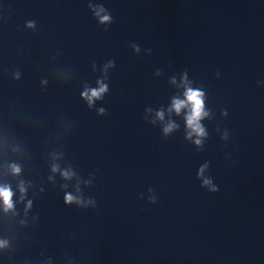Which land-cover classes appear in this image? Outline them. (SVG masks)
I'll return each mask as SVG.
<instances>
[{
	"label": "clouds",
	"instance_id": "obj_1",
	"mask_svg": "<svg viewBox=\"0 0 264 264\" xmlns=\"http://www.w3.org/2000/svg\"><path fill=\"white\" fill-rule=\"evenodd\" d=\"M100 11H103V9H100ZM96 14L99 15V12H97ZM109 19H110L109 16H103V17H101V22H106ZM28 26L33 27L34 25L32 23H29ZM105 91H106V86L101 84L99 89H92L90 91V93L88 91H86L85 93H83V96L85 99H87L89 105H91L93 100L100 98L101 95ZM202 96H203V93L198 91V90L189 89L186 92L187 103L191 104V114L187 117V124H188L189 128H191L192 131L199 136H203L205 133H204V129L200 126L198 121L201 119L202 115H207V113H205L203 111ZM185 103H186L185 101L176 100L174 102L175 111L177 113H179L181 108H183L185 106ZM103 111H104L103 109H100L101 113H103ZM172 127H174V125H169L167 128H165L164 129L165 133L171 131ZM196 143L199 144L200 141L197 140ZM52 170H53V172L57 171V166H53ZM11 171L13 174L18 175L20 173V168L17 165H12ZM62 174L66 178H68L71 175V173L67 172V171H65ZM210 183L211 182L209 180L204 181L205 185H208ZM211 190L216 191L217 189L215 187H213ZM20 191L22 194L25 192V188L23 187V185H21ZM12 197H13V192L11 191L10 187L0 186V201H2L3 206H4V210L6 212L13 209V207H14ZM73 202L80 203V201L77 200L76 197L72 196L71 194H66L65 195V203L71 204ZM29 206H30V203H29ZM2 246H4V244H3V242H0V247H2Z\"/></svg>",
	"mask_w": 264,
	"mask_h": 264
}]
</instances>
